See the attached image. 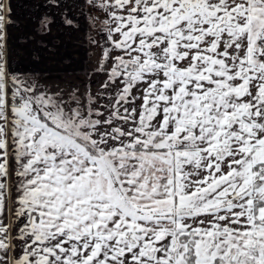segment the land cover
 I'll use <instances>...</instances> for the list:
<instances>
[{"label":"snow or ice","instance_id":"obj_1","mask_svg":"<svg viewBox=\"0 0 264 264\" xmlns=\"http://www.w3.org/2000/svg\"><path fill=\"white\" fill-rule=\"evenodd\" d=\"M86 2L107 79L64 99L9 92L0 0V264H264V0Z\"/></svg>","mask_w":264,"mask_h":264},{"label":"crops","instance_id":"obj_2","mask_svg":"<svg viewBox=\"0 0 264 264\" xmlns=\"http://www.w3.org/2000/svg\"><path fill=\"white\" fill-rule=\"evenodd\" d=\"M3 2L10 8V11L5 12L2 49L7 71L22 80L24 75L32 72L74 71L86 75L84 89L87 93L101 91L107 75L91 66L93 51L90 48L98 24L93 25L91 19L82 12L83 0ZM45 17L51 23L41 30L40 22ZM65 19L73 20V25H67ZM10 172H14V168H10ZM15 182L19 183V179ZM8 216L14 218L11 213Z\"/></svg>","mask_w":264,"mask_h":264},{"label":"rangeland","instance_id":"obj_3","mask_svg":"<svg viewBox=\"0 0 264 264\" xmlns=\"http://www.w3.org/2000/svg\"><path fill=\"white\" fill-rule=\"evenodd\" d=\"M85 16L90 18V16L83 11ZM102 14L99 12V15ZM91 15V14H90ZM93 15V14H92ZM96 15V14H95ZM103 18L102 16H100ZM95 33V41L97 43L90 42V48L93 51V55L91 58V66L96 68V70L100 67V59L103 51V38L100 33V26L98 25V29ZM115 54V53H113ZM108 67H111V62L109 61ZM24 80L28 81L29 84L35 82L38 91H47L50 93H61L64 99H68L70 94L74 91L81 98L87 93V90L84 89L85 82H87L86 75L79 74L74 71H43V72H32L31 74L24 75L22 77ZM12 86L8 87L9 92L11 91Z\"/></svg>","mask_w":264,"mask_h":264},{"label":"flooded vegetation","instance_id":"obj_4","mask_svg":"<svg viewBox=\"0 0 264 264\" xmlns=\"http://www.w3.org/2000/svg\"><path fill=\"white\" fill-rule=\"evenodd\" d=\"M84 0H83V3H82V5H81V9H82V12L84 11ZM99 10L97 9L96 10V16H98L99 15ZM95 14H93V15H95ZM93 15H89L90 17H94ZM4 56H3V61H4ZM5 63V62H4ZM5 66H6V63H5ZM13 75L11 74V72H9V71H7L6 70V78H7V80H8V87L11 85L12 86V84H11V77H12ZM16 180H18V178H16Z\"/></svg>","mask_w":264,"mask_h":264},{"label":"built area","instance_id":"obj_5","mask_svg":"<svg viewBox=\"0 0 264 264\" xmlns=\"http://www.w3.org/2000/svg\"><path fill=\"white\" fill-rule=\"evenodd\" d=\"M84 11H85V13H87L88 15H92V14H95L96 13V10L97 9H95V8H93L90 4H88L87 2H86V0H84Z\"/></svg>","mask_w":264,"mask_h":264}]
</instances>
